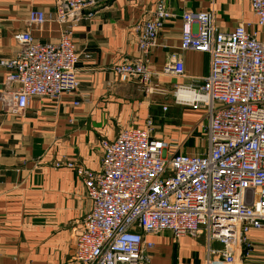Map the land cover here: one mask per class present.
Segmentation results:
<instances>
[{
	"label": "built area",
	"instance_id": "2783aa9c",
	"mask_svg": "<svg viewBox=\"0 0 264 264\" xmlns=\"http://www.w3.org/2000/svg\"><path fill=\"white\" fill-rule=\"evenodd\" d=\"M101 1L54 0L52 13L29 10L27 29L16 36L19 50L0 58L5 69L0 99L10 112L22 113L35 96L74 94L79 85L71 26H65L55 42L36 39L30 27L40 28L50 20L75 22L85 11L92 16ZM249 2L257 24L264 27V0ZM171 17L164 0H157L152 18L136 26L142 55L149 53ZM247 25L221 31L213 7L181 14L179 49L209 56L202 83L176 85L174 91L176 104L206 111V146L201 152L183 153L176 139L153 136L149 119L145 129L123 128L115 138L101 139L100 169L68 164L91 203L75 240L74 260L145 264L154 245L147 237L169 231L176 237L203 235L204 264H258L246 263L242 256L264 243L249 237L252 231L264 232V39ZM114 71L121 82L143 85L156 74L141 58L124 60ZM163 73L184 76L178 53L170 55Z\"/></svg>",
	"mask_w": 264,
	"mask_h": 264
},
{
	"label": "crops",
	"instance_id": "0c3cea01",
	"mask_svg": "<svg viewBox=\"0 0 264 264\" xmlns=\"http://www.w3.org/2000/svg\"><path fill=\"white\" fill-rule=\"evenodd\" d=\"M156 1L102 0L92 16L85 11L75 22L50 20L40 28L30 27L36 39L55 42L62 29L71 26L79 85L74 94L32 97L18 115L0 99V264H86L74 260L73 253L91 203L68 164L100 169L101 139H113L123 128L145 129L150 119L153 136L176 139L183 153L202 151L197 147L205 131V109L176 104L171 95L176 85L201 84L209 69L207 53L179 49L181 14L213 7L221 31L245 23L261 39L264 27L257 24L249 0H164L172 17L149 53L142 55L136 26L152 18ZM31 9L52 13L54 0H0V58L13 57L19 50L16 36L27 29ZM173 53L184 63L182 77L163 73ZM137 58L156 74L147 85L121 82L114 66ZM4 77L0 66V93ZM259 235L264 237V232L252 231L249 237ZM147 238L155 243L147 251V264L205 262V237L198 243L200 256L189 236L174 241L168 233Z\"/></svg>",
	"mask_w": 264,
	"mask_h": 264
},
{
	"label": "rangeland",
	"instance_id": "374dc122",
	"mask_svg": "<svg viewBox=\"0 0 264 264\" xmlns=\"http://www.w3.org/2000/svg\"><path fill=\"white\" fill-rule=\"evenodd\" d=\"M174 91H175V87L172 89V97H173V100H174ZM204 140H205V131H203V133L201 132L200 135H199V141L201 144H199V146L197 147V149L199 150H203L205 148V143H204ZM203 144V145H202ZM162 233H165V234H170L171 235V239L174 241V240H177V238L179 237H176L174 236L171 232L169 231H164V232H161V233H156V234H152V235H159V234H162ZM182 236H188V235H182ZM181 237V236H180ZM192 240V245H193V242L195 243L196 245V250L198 251V256H200V251H199V244L198 243H201L203 244V235L201 236H197V237H191L189 236ZM205 240V239H204ZM255 241H258V240H264V237L262 235H259L258 237H256L255 239H253ZM154 243V242H153ZM155 247V243L153 245V247L151 249H153ZM250 256H242L244 262L246 263H264V243L263 245H256L254 247L253 250H251L250 252ZM148 261L145 263L147 264Z\"/></svg>",
	"mask_w": 264,
	"mask_h": 264
},
{
	"label": "bare ground",
	"instance_id": "6f19581e",
	"mask_svg": "<svg viewBox=\"0 0 264 264\" xmlns=\"http://www.w3.org/2000/svg\"><path fill=\"white\" fill-rule=\"evenodd\" d=\"M178 95L183 96V97L188 98V99L192 98V95L188 94V93H179Z\"/></svg>",
	"mask_w": 264,
	"mask_h": 264
}]
</instances>
